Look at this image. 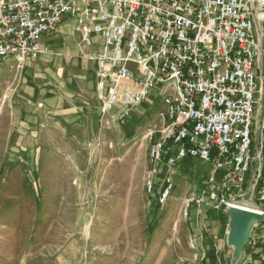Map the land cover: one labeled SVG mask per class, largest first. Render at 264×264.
I'll list each match as a JSON object with an SVG mask.
<instances>
[{"label":"rangeland","instance_id":"obj_1","mask_svg":"<svg viewBox=\"0 0 264 264\" xmlns=\"http://www.w3.org/2000/svg\"><path fill=\"white\" fill-rule=\"evenodd\" d=\"M66 38L0 74V264H264L248 249L235 263L227 212L195 217L209 165H162L149 193L158 89L131 120L100 117L95 54ZM166 176L175 190L161 203Z\"/></svg>","mask_w":264,"mask_h":264},{"label":"built area","instance_id":"obj_2","mask_svg":"<svg viewBox=\"0 0 264 264\" xmlns=\"http://www.w3.org/2000/svg\"><path fill=\"white\" fill-rule=\"evenodd\" d=\"M65 20L83 48L95 49L99 38L102 118L131 120L158 89L163 109L147 134L149 193L162 165H209L195 217L230 216L235 203L257 207L244 253L264 262V0H0V74L13 58H38ZM174 190L166 176L160 202Z\"/></svg>","mask_w":264,"mask_h":264},{"label":"water","instance_id":"obj_3","mask_svg":"<svg viewBox=\"0 0 264 264\" xmlns=\"http://www.w3.org/2000/svg\"><path fill=\"white\" fill-rule=\"evenodd\" d=\"M230 231L228 234V244L235 250V263L243 256L244 249L251 238V234L260 216L237 208L230 213Z\"/></svg>","mask_w":264,"mask_h":264},{"label":"crops","instance_id":"obj_4","mask_svg":"<svg viewBox=\"0 0 264 264\" xmlns=\"http://www.w3.org/2000/svg\"><path fill=\"white\" fill-rule=\"evenodd\" d=\"M74 22L73 21H69V20H65L58 28V30L53 33L52 35L46 36L43 40V50L45 48L48 49V45L55 39V36H59L62 35L63 37H72L73 40H77V41H82V37L80 34L76 33L74 31ZM96 38V37H95ZM68 39V38H66ZM99 40V38H96V40ZM69 40L71 41V39L69 38ZM72 42V41H71ZM97 48H84L85 51H87V53H91V54H96L99 52V50H96ZM41 58V56H39L36 59H32L30 57L25 58V60L21 61L20 58H13L10 60L9 63H7L4 68H3V72H8V73H14L16 71H19L21 69H24L28 64L30 63H35L36 61H38ZM18 62H22L20 65L21 67L19 69H17L18 67ZM95 68H96V62L94 64V68H93V72H92V92H93V96H94V104L97 107V113L98 115L101 117L100 111H99V104L96 100V77H95ZM93 124V120L91 122Z\"/></svg>","mask_w":264,"mask_h":264},{"label":"bare ground","instance_id":"obj_5","mask_svg":"<svg viewBox=\"0 0 264 264\" xmlns=\"http://www.w3.org/2000/svg\"><path fill=\"white\" fill-rule=\"evenodd\" d=\"M234 208H237V209H240V210H243V211H248L250 213H253L254 215H257L259 216L260 213H261V210L258 209L257 207L255 206H252V205H248V204H241V203H235L233 204Z\"/></svg>","mask_w":264,"mask_h":264}]
</instances>
